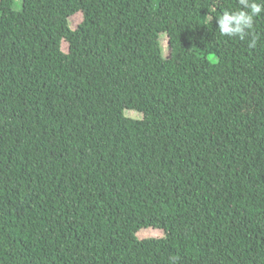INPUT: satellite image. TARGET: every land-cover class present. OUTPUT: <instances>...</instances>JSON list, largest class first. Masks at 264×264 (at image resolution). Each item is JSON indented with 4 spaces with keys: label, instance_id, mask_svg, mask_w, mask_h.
<instances>
[{
    "label": "trees",
    "instance_id": "trees-1",
    "mask_svg": "<svg viewBox=\"0 0 264 264\" xmlns=\"http://www.w3.org/2000/svg\"><path fill=\"white\" fill-rule=\"evenodd\" d=\"M239 8L0 0V264H264V12L250 48L217 29Z\"/></svg>",
    "mask_w": 264,
    "mask_h": 264
},
{
    "label": "clouds",
    "instance_id": "clouds-1",
    "mask_svg": "<svg viewBox=\"0 0 264 264\" xmlns=\"http://www.w3.org/2000/svg\"><path fill=\"white\" fill-rule=\"evenodd\" d=\"M238 3L239 9L225 10L216 18L217 29L222 36L238 37L240 40L250 36L249 47L254 48L258 40L253 34L254 18L264 12V0H238Z\"/></svg>",
    "mask_w": 264,
    "mask_h": 264
},
{
    "label": "rangeland",
    "instance_id": "rangeland-1",
    "mask_svg": "<svg viewBox=\"0 0 264 264\" xmlns=\"http://www.w3.org/2000/svg\"><path fill=\"white\" fill-rule=\"evenodd\" d=\"M39 3H40V7L43 8L44 6L43 1H40ZM70 20H71L70 27L71 29L75 30L82 22L83 16L82 14L77 13L74 16H72ZM163 44H165V42H163ZM62 49L65 53H68V44L66 42L62 43ZM74 64H75V68L77 70L78 75L80 77H83L84 76V61L80 58H75ZM124 114L128 118H133V119L142 118V114L137 113L135 111H131V110L125 111ZM163 236L164 234L161 231L155 230V229H144L138 233L139 239L142 240L143 242H146L148 239H151V238H161Z\"/></svg>",
    "mask_w": 264,
    "mask_h": 264
}]
</instances>
